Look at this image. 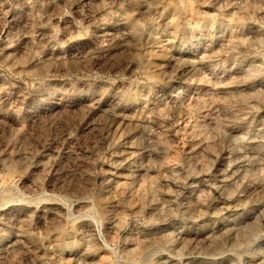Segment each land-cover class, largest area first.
Masks as SVG:
<instances>
[{
  "label": "rangeland",
  "instance_id": "obj_1",
  "mask_svg": "<svg viewBox=\"0 0 264 264\" xmlns=\"http://www.w3.org/2000/svg\"><path fill=\"white\" fill-rule=\"evenodd\" d=\"M0 264H264V0H0Z\"/></svg>",
  "mask_w": 264,
  "mask_h": 264
}]
</instances>
